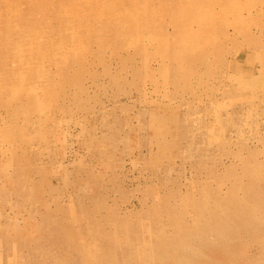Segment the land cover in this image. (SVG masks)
Wrapping results in <instances>:
<instances>
[{
    "label": "rangeland",
    "instance_id": "374dc122",
    "mask_svg": "<svg viewBox=\"0 0 264 264\" xmlns=\"http://www.w3.org/2000/svg\"><path fill=\"white\" fill-rule=\"evenodd\" d=\"M229 200L251 228L196 264L264 255V0H0V264L172 245Z\"/></svg>",
    "mask_w": 264,
    "mask_h": 264
},
{
    "label": "bare ground",
    "instance_id": "6f19581e",
    "mask_svg": "<svg viewBox=\"0 0 264 264\" xmlns=\"http://www.w3.org/2000/svg\"><path fill=\"white\" fill-rule=\"evenodd\" d=\"M218 207L219 209L217 208V210H220L222 214L219 213V215H216L215 212L209 211L208 216H206L203 221V224L206 222V225H201V223H197L194 227H192L193 229L184 227V225L180 222L179 218L177 216H173L170 219V224L173 227L174 232L176 233V237L171 240L172 245H168L167 240L158 241V239L152 240L150 238L148 241H137V243H135L133 246H130L126 253L123 252L120 256H117V249L120 248L121 245L119 243L121 238L119 237V235H117L119 237V240L112 239L111 242L107 240L109 243H107L106 246V253L104 255L100 254V257L102 258L103 262L101 264H162L160 258L161 254L163 253L162 248H165V246L172 248L168 249L171 250V255L167 254V264H196L195 258L197 254H200L202 248H208L207 244L209 236L213 235L217 237H223L222 235L226 233L225 238L227 239V241H229L234 236L235 231L239 229L247 230L251 228L249 223L251 222V220H255L253 219L255 215L252 210L245 209L244 211L240 210L239 212L237 211L235 203L231 200L227 201L226 203H219ZM99 232L98 230L96 231V233L98 234ZM102 235L105 234L103 233ZM114 235L116 236V233ZM105 237L106 236H101L102 239L100 237L98 239L100 241H105ZM223 245V243H218L214 248H216L218 252L223 253V259H226L228 261L232 260V263L233 259H235L236 257V254L234 253L235 251ZM88 246L89 245H87V247ZM91 247L96 248L95 246ZM82 249L83 248H81V250ZM85 249H83L81 253H83ZM91 250L92 249L90 248V251ZM90 251L87 253L84 252L85 254L83 253L84 255L80 260H78L77 264H97L94 263L95 255L93 256V253H95L97 250H95L94 252L93 249V253H91L92 251ZM250 264H264V255H261L258 259L254 260L253 262H250Z\"/></svg>",
    "mask_w": 264,
    "mask_h": 264
}]
</instances>
